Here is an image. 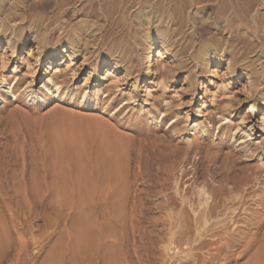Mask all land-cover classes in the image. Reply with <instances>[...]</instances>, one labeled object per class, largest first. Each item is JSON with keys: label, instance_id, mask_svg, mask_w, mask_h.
Listing matches in <instances>:
<instances>
[{"label": "bare ground", "instance_id": "bare-ground-1", "mask_svg": "<svg viewBox=\"0 0 264 264\" xmlns=\"http://www.w3.org/2000/svg\"><path fill=\"white\" fill-rule=\"evenodd\" d=\"M66 1L55 0L56 7L47 10L49 17L40 15L32 22L23 17L15 23L10 18H20L18 8L0 3V105L4 103L0 171L12 166L31 169L30 178H20L21 199L31 195V184V197L38 201L43 192L51 191L50 206L57 210L60 205L72 209L76 197L84 199L92 212L107 201L121 209L130 172L135 171L137 180L143 168H149L159 182V171L168 175L187 163L194 148H199V160L203 156L202 143L191 141L183 148L174 143V134L182 138L198 131L200 136H214L217 128L221 149L239 146L245 157L257 158L261 163L257 169L264 171V141L250 147L264 133V113L259 127L254 118L257 103L264 100V0H210L212 7H199L202 0H181L180 7L174 2L173 7L156 2L153 7L127 3L125 7V0H96L99 7H63ZM134 1L146 5L147 0ZM196 2L198 7L191 6ZM7 9L14 11L10 18ZM77 16L88 20L72 23L70 18ZM91 19L102 23L92 24ZM24 50L27 57H20ZM187 65L194 67L197 78L189 80V89H202L204 94L196 110L187 109L177 89ZM241 80L244 98L232 90ZM239 103L249 105V115L240 112ZM202 116L209 121L191 125ZM250 166L239 172L232 166L227 171L221 166V172L217 166L215 173L222 175L216 187L219 194H229V189L234 193L227 188L228 179L249 178L254 171ZM185 174L183 170L181 178ZM260 175L264 178V173ZM205 188L202 185L198 193L206 200ZM5 200V192H0V203ZM107 213H101L100 221L91 219L90 229L96 232L109 225ZM97 245L107 248L101 231ZM262 253L264 245L250 264L263 263ZM45 264H56L55 256Z\"/></svg>", "mask_w": 264, "mask_h": 264}, {"label": "rangeland", "instance_id": "rangeland-1", "mask_svg": "<svg viewBox=\"0 0 264 264\" xmlns=\"http://www.w3.org/2000/svg\"><path fill=\"white\" fill-rule=\"evenodd\" d=\"M132 1L135 6L130 4L131 0L130 2L125 0V7H153L156 3L159 4V7L160 4L163 5L161 7H173V2L175 3L173 4L174 7H177L175 6L177 4L178 6L181 5V0H161L164 3L160 0H147L146 5ZM202 1L200 6L199 2L191 6L212 7V1L210 2L211 5L209 4L210 0ZM66 2V6L63 7H73V5L74 7L100 6L99 3H96V0H68ZM0 3L5 4L7 7L14 6L19 9L16 12L20 14V18H10L14 12L11 9L5 11V15L9 16L13 23H15V20L16 22L21 21L23 17L25 20L26 18L30 19H27L29 22L34 21L40 15L49 17L50 14L47 10L56 7L55 0H14V2L3 0ZM84 20L88 19L85 16L70 18L72 23H83ZM90 22L99 24L102 23V20L96 22V19H93ZM30 47H32L31 44L28 45L27 50ZM155 50L158 51V47ZM19 56L27 57V53L25 50L20 51ZM157 57L161 60V54ZM186 67L190 68L187 69ZM186 67L183 76L179 78L181 81L177 84V89L181 92L183 99L186 100L185 106H187V109L196 110L199 102L204 99V94L202 89L199 91L189 89V80L197 79L195 76L196 70L194 72V67L190 65ZM41 86L42 84H38L39 88ZM232 90H235L236 95L241 98L246 95L243 80L233 85ZM9 100L14 101L15 97H11ZM262 100L257 103V111L254 116L258 127L264 113V100ZM1 105H4V103H1ZM238 107L242 114L249 115V105L239 103ZM3 115L4 112L0 108V117ZM202 121L207 123L209 119L202 116L195 119L191 125L198 124L200 127ZM211 125L210 127L213 128V125ZM168 126L169 124L165 127ZM217 132L218 128L214 136H200L198 131H191L182 138L174 134V143L183 146V148L191 144V141L192 143L193 141L202 143L201 147L206 149H202L201 161L198 159L200 156L199 148H194L191 153L188 152L189 154L185 160L187 163L182 162L181 166H176L177 168L168 172V175L159 171V182L152 179L149 168H143L140 178L138 177L137 180L134 179L135 171L130 172L128 175L129 183L125 185L127 192L125 202L121 209L118 208L117 210L107 201L109 203H98L94 208V212H92L87 202L84 199L77 200V197L72 209L60 205L57 210L55 207L50 206V200L53 199L51 191L43 192L38 202L31 197V184H28L30 188H28V191L29 194L31 192V195L27 196L28 199H21V194L17 191L22 186L20 178L23 175L30 178L31 169L22 170L12 166L5 172L0 171V174L2 173L0 175V192H5L7 198L5 202L0 203L2 211V214H0V223H2V227H0V264H45L51 255L55 256L56 264H107L109 262L111 264H250L253 256L264 245V178L263 175H260L264 171L261 170L263 168L257 169V166L261 164L260 161L255 157H245L238 149L239 146L233 145V147L232 144H229L228 148L221 149ZM263 137L264 133L261 138L253 139L250 147L254 148V143L258 144L262 140L264 141ZM183 138L186 141L182 142ZM12 140H14V143L15 138ZM212 142L213 145H211ZM262 146L264 148V145ZM213 148L216 150L214 151ZM234 165L239 169L234 168ZM245 165H251L256 174H252L253 171L249 175L252 171L249 169L251 170H248L249 178H234L238 182L241 181L240 183L228 179L227 188H231L234 193H230L229 189V194H227L225 188L226 193L221 196L217 191L218 189H216L219 186L218 183L222 180V177H220L222 175L219 174L220 171L222 172L225 169L227 171V168L231 170L233 167L232 169L239 172L240 168ZM217 166L220 170L216 172L218 175L214 170ZM183 170H186V174L181 178ZM27 172L28 176L26 175ZM45 172L47 173V171ZM257 173L259 174L257 175ZM254 176H256V179ZM257 176L261 178L257 179ZM253 177L255 180H252ZM243 179H245V182ZM257 180L261 184L256 182ZM175 181L178 182L177 185H175ZM202 185L206 187L205 189L209 194L206 200L208 198L209 201L203 199V195L200 194ZM233 194H237L238 197ZM34 207L35 210H33ZM106 212H108V217H111V219L109 218L111 223L106 226L103 225L96 232L91 230L89 227L90 220L100 221L101 213ZM100 231L105 234L107 248L97 245V235ZM111 245H114V249H111ZM262 255L264 257V253ZM261 264H264V262H261Z\"/></svg>", "mask_w": 264, "mask_h": 264}]
</instances>
